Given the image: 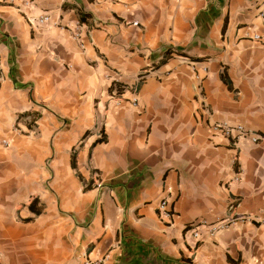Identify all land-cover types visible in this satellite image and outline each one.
I'll list each match as a JSON object with an SVG mask.
<instances>
[{
    "label": "crops",
    "instance_id": "crops-1",
    "mask_svg": "<svg viewBox=\"0 0 264 264\" xmlns=\"http://www.w3.org/2000/svg\"><path fill=\"white\" fill-rule=\"evenodd\" d=\"M262 12L264 0H0V264H264V225L241 221L264 220ZM215 122L263 140L213 137ZM196 220L233 223L211 237Z\"/></svg>",
    "mask_w": 264,
    "mask_h": 264
},
{
    "label": "built area",
    "instance_id": "built-area-1",
    "mask_svg": "<svg viewBox=\"0 0 264 264\" xmlns=\"http://www.w3.org/2000/svg\"><path fill=\"white\" fill-rule=\"evenodd\" d=\"M262 16L264 17V12H262ZM48 18H44V19H40L39 23L42 24L44 22H47ZM75 38L78 39L81 43V45L84 47V42L82 41V34L79 32H75ZM256 39H260L259 36L255 37ZM0 65H1V60H0ZM201 88V87H200ZM199 88V89H200ZM210 132L213 135V137L215 136H221L225 139L230 140L233 144H238L239 142H241L243 139H248L251 141L252 144H259L262 140H263V136H261L260 134L251 132L250 130L246 129L245 127L239 125V126H230L227 123L224 122H215L212 123L210 125ZM5 144H7L5 142ZM158 212H159V217L166 221V222H170L173 217H174V212L170 209V202L168 199H163L160 201L159 204V208H158ZM261 215H264V210H262L260 212ZM241 221H249L251 223H259L260 225H264V220L260 221L258 219V216H250L247 218H241ZM232 220H228V221H217L214 224H208L206 221H194L192 223H190L188 225L189 229H195V228H199V227H204L208 229V236H214L217 233H219L220 231L228 228L231 224H232ZM195 238H199L200 237V233L199 232H195L194 234Z\"/></svg>",
    "mask_w": 264,
    "mask_h": 264
},
{
    "label": "trees",
    "instance_id": "trees-1",
    "mask_svg": "<svg viewBox=\"0 0 264 264\" xmlns=\"http://www.w3.org/2000/svg\"><path fill=\"white\" fill-rule=\"evenodd\" d=\"M93 1L94 0H89V2H93ZM64 7L67 8V6H64ZM79 16H80V23L81 24L86 23L87 22L86 18L89 17L88 15L84 14L81 10H79ZM223 31H225V28L223 29ZM172 53H173V50H171V49L167 50L165 55H164V57L159 61V63L152 66L153 69H159L162 66L166 65L168 63V61L171 59ZM192 61L196 62L198 60L196 59V60H192ZM148 71H149V69H146V74L148 73ZM114 86L118 87L117 88V94H121V91H122L121 84H115V83L110 87L109 93L110 94L113 93ZM28 115H30V114H28ZM19 117L22 118V117H24V115L22 114ZM29 126H31V125L29 124ZM88 134L89 133H86L85 136H87ZM106 141H107V138L105 137L102 140H100V143H103V142H106ZM77 155H78L77 150L76 151L74 150V152L72 154V168L73 169H77V167H78V165H77ZM95 187L96 186H95L94 183L89 184V185L85 186L84 191H86V192L90 191V190L94 189ZM38 203H39V200H38V198L36 196L32 197L31 201L28 203V207L36 215H40L42 213V210L37 208ZM98 241H99V239L96 240V242L92 245L91 248L95 247L96 244L98 243ZM91 248H90V250H91Z\"/></svg>",
    "mask_w": 264,
    "mask_h": 264
}]
</instances>
